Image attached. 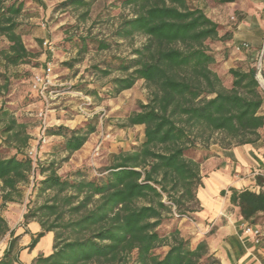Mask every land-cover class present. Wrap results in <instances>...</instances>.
<instances>
[{
    "label": "trees",
    "instance_id": "16d2710c",
    "mask_svg": "<svg viewBox=\"0 0 264 264\" xmlns=\"http://www.w3.org/2000/svg\"><path fill=\"white\" fill-rule=\"evenodd\" d=\"M91 3L65 0L84 8L83 16ZM120 6L131 15L122 16L115 34L143 35L146 40L134 50V59H121L118 69L123 75L112 79L111 92L119 94L138 79L145 80L148 101L131 112L125 124L144 125V140L134 150L114 154L107 173L99 178L87 179L82 171H78L82 177L64 178L49 164L40 190L54 192L51 203L24 214V223L36 219L42 231L21 245V235L0 212V241L9 236L0 264H26L21 252L34 248L48 231L54 232L53 251L38 255L31 264H129L133 253L135 264H219L205 240L193 244L177 224L168 232L160 226L173 218L174 211L182 217L198 209L201 165L213 155L212 143L230 148L261 138L264 90L258 69L231 67V81H225L215 66L218 51L210 44L229 40L232 32L220 35L221 25L195 0H120ZM22 10L18 0H0V35L10 42L0 55L11 65L27 62L32 55L19 31ZM96 42L100 49L110 47L108 42ZM94 130L91 123L84 129L60 125L48 128L47 134L63 136L60 149L72 154ZM0 134L16 150L11 156L0 152L2 199L10 202L15 195L22 196L20 185L30 182L35 168L32 157L25 154L31 136L27 123L18 121L5 105L0 107ZM201 148L207 149L202 158L188 156L187 151ZM257 181L262 184L264 179L257 176ZM229 191L231 203L240 207L249 224H255L264 211V191L235 187ZM163 246L168 249L157 253Z\"/></svg>",
    "mask_w": 264,
    "mask_h": 264
},
{
    "label": "rangeland",
    "instance_id": "374dc122",
    "mask_svg": "<svg viewBox=\"0 0 264 264\" xmlns=\"http://www.w3.org/2000/svg\"><path fill=\"white\" fill-rule=\"evenodd\" d=\"M13 1L7 0L8 3ZM18 1L23 3L22 13L17 18L19 31L32 55L27 62L18 65L7 64L0 55V107L5 105L18 121L27 123L31 138L25 154L31 157L30 149L35 147L39 139L42 123L39 114L46 106L33 87V77L43 73L49 65L58 93H53L50 99L52 110L47 116L48 128L63 125L70 129H84L91 123L95 125V130L85 144L72 154L60 149L65 139L63 136L47 134V140L38 147L36 160L32 157L35 168L31 172L30 182L20 185L22 196L15 195V201L4 202L0 186V212L3 215L10 210L17 216L51 203L54 192L40 190L41 180L49 173L46 169L49 164H53L57 173L64 178L82 177L78 174V171H82L83 177L94 179L107 173L105 169L113 162L114 154L137 148L144 140V125L125 124L128 115L139 110L140 104L146 103L150 96V89L144 79H138L132 88L119 94L111 92L112 79L123 75L118 69L121 59H134V50L146 40L143 35L120 38L115 34L122 16L130 14L129 9L120 6V0H90L92 3L86 16H83L84 8L67 5L65 0ZM237 2L242 4V0H235L234 3L195 0L212 19H227L228 25L232 27L244 16L239 9L234 10ZM96 41L108 42L110 47L100 49ZM9 43L6 36L0 35V51L8 48ZM210 45L217 51L224 49L221 41H213ZM238 48L244 49L243 46ZM263 48L264 45L256 59H246L240 64L244 68L255 65L259 79L264 78V71L261 70L264 57L259 65ZM224 60L222 57L215 66L225 81L230 83L231 76L228 70H224ZM105 70L111 72L105 74ZM261 87L264 90V86ZM218 146V143L209 146L213 155H216ZM0 152L6 156L16 153L14 148L3 141L1 134ZM206 153L207 149L204 148L187 151L188 156L196 159ZM177 217L173 215V218ZM173 218L169 216L160 226L162 232L174 228L176 222ZM167 249V246H163L156 251L164 253ZM134 258L133 253L129 264H135Z\"/></svg>",
    "mask_w": 264,
    "mask_h": 264
},
{
    "label": "crops",
    "instance_id": "0c3cea01",
    "mask_svg": "<svg viewBox=\"0 0 264 264\" xmlns=\"http://www.w3.org/2000/svg\"><path fill=\"white\" fill-rule=\"evenodd\" d=\"M237 9L244 16L238 19L234 27L228 25L227 19L217 20L222 27L220 35L226 31L232 32L229 40L221 41L224 49L217 52L218 60L222 57L225 59L224 70L237 67L246 59H256L264 45V0H242V4L236 3L234 10ZM237 46H243L244 49L237 50ZM261 70L264 71V63ZM260 80L264 84V78ZM261 132L262 137L254 143L230 148L218 146L216 155L201 165L203 185L196 191L198 209L188 215L173 218L182 235L190 237L193 244L205 240L219 264H264V211L259 213L257 222L252 224L262 231L260 241L256 242L252 234L245 233L249 221L242 216L240 207L231 203L229 191L230 187L264 191V181L258 183L257 176L253 174L256 169H264V128ZM224 189L227 190L226 195L221 194ZM3 216L10 227L16 230V234L21 235V245H28L32 236L42 231L36 219L24 223V213L17 216L7 210ZM8 239L7 235L0 241V257ZM53 245L54 232L48 231L34 248L24 249L20 258L24 263L31 264L38 255L50 254Z\"/></svg>",
    "mask_w": 264,
    "mask_h": 264
},
{
    "label": "built area",
    "instance_id": "2783aa9c",
    "mask_svg": "<svg viewBox=\"0 0 264 264\" xmlns=\"http://www.w3.org/2000/svg\"><path fill=\"white\" fill-rule=\"evenodd\" d=\"M51 74H52V67L51 65H49L47 66V68L45 69L43 73H37L33 77V87L38 92L39 96L43 98V100L46 103L45 108L39 114L40 118L42 119L39 139L36 141L35 147L30 149L31 157H34L35 160H36V155H37L39 145L42 142H45L47 140V129L49 126L47 122V116L52 110L50 99H52L53 93H56V94L58 93L57 84L55 81H53ZM76 93L82 94V92L80 91H76ZM253 174L256 176L257 175L264 176V169H256L253 171ZM174 214L176 216H179L176 213V211H174ZM244 230H245V233L252 234L255 237L256 242L260 241V238L262 235V231L260 228H257L252 224H248L246 225Z\"/></svg>",
    "mask_w": 264,
    "mask_h": 264
},
{
    "label": "water",
    "instance_id": "95a60500",
    "mask_svg": "<svg viewBox=\"0 0 264 264\" xmlns=\"http://www.w3.org/2000/svg\"><path fill=\"white\" fill-rule=\"evenodd\" d=\"M263 57H264V48H263V50H262V52H261V55H260V58H259V65L262 63ZM257 78H258L260 84L262 85V82H261V80L259 79L258 75H257Z\"/></svg>",
    "mask_w": 264,
    "mask_h": 264
},
{
    "label": "bare ground",
    "instance_id": "6f19581e",
    "mask_svg": "<svg viewBox=\"0 0 264 264\" xmlns=\"http://www.w3.org/2000/svg\"><path fill=\"white\" fill-rule=\"evenodd\" d=\"M262 85L264 86V84L262 83Z\"/></svg>",
    "mask_w": 264,
    "mask_h": 264
}]
</instances>
